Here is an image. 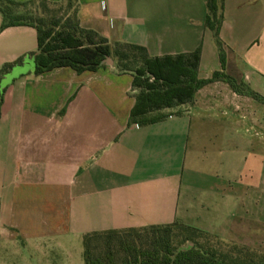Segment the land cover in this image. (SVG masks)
Here are the masks:
<instances>
[{"label":"crops","instance_id":"crops-1","mask_svg":"<svg viewBox=\"0 0 264 264\" xmlns=\"http://www.w3.org/2000/svg\"><path fill=\"white\" fill-rule=\"evenodd\" d=\"M78 6L81 26L111 44L139 45L151 57L201 48L198 78L222 71L206 25L208 0H78ZM221 16L225 72L264 98V0H222ZM2 23L0 13V29ZM37 51L36 29L0 30V69L22 60L2 81L0 264H72L64 243L92 232L178 222L244 242L251 226L257 236L264 231L260 219L237 216L244 197L221 174L222 157L254 143L250 129L264 138V116L254 111L264 108L261 101L215 82L174 108L178 113L130 126L138 94L132 74L106 64L97 72L58 68L37 75L30 56ZM204 137L213 150L200 144Z\"/></svg>","mask_w":264,"mask_h":264},{"label":"trees","instance_id":"trees-1","mask_svg":"<svg viewBox=\"0 0 264 264\" xmlns=\"http://www.w3.org/2000/svg\"><path fill=\"white\" fill-rule=\"evenodd\" d=\"M66 3L67 10L76 4L73 18L62 22L49 18L52 6ZM78 0H0L3 17L1 31L13 27H32L38 34L35 59L37 75L58 68H71L77 73L97 72L106 60L115 61L118 72L132 74L138 91L129 125L155 124L168 115L163 110L192 103L203 87L226 82L241 95L264 102L246 84L228 75L226 54L220 39L222 0H208L207 27L213 32L219 50L222 71L210 79H199L201 48L191 54L151 57L145 47L126 42L110 43L98 32L85 29L78 18ZM5 64L0 69V116L3 104V79L21 63ZM242 85V87H241ZM85 264H264V254L225 244L218 237L181 223L152 225L142 228L108 230L84 235Z\"/></svg>","mask_w":264,"mask_h":264},{"label":"rangeland","instance_id":"rangeland-1","mask_svg":"<svg viewBox=\"0 0 264 264\" xmlns=\"http://www.w3.org/2000/svg\"><path fill=\"white\" fill-rule=\"evenodd\" d=\"M51 8L52 11L47 14V16L61 21L62 24L65 20L73 18L76 13V4H74L69 10L66 8V3L52 6ZM111 60L113 62L112 65H115V61L112 58ZM30 66L31 63L26 61L24 69H29ZM18 71L19 69H16L15 74L18 73ZM237 81L239 84L241 83L240 80ZM3 86L4 84L2 87ZM262 104H264V102H262ZM262 106L263 105L257 106L254 110L255 112L257 111L256 116L261 120L262 116H264V108ZM173 113H178V109L163 110L160 112V114L163 115H170ZM257 132L258 129H250L249 133H247L252 141H254L249 149L245 147L244 151H236L234 155L229 154L222 157L223 169L221 174L229 177L228 179L231 180L233 188L236 189V191L240 190L239 192L244 197L245 205L241 206L238 210L237 216L251 220L260 219L264 226V138L261 134L257 135ZM258 140H260L261 143H258ZM200 144L208 148L209 151L214 149V147L211 146L209 139L206 137L200 141ZM216 148L217 150H221L218 148H222V146L219 145ZM254 227L255 226H251L252 235H247L248 240H245L244 242L222 241L225 244L244 246L257 253L264 254V231L261 230L259 236H257L253 234L258 233V230ZM240 234L245 235L246 233L240 232ZM66 246L68 251H70L71 256L69 259L72 264H85L84 236L77 237L75 235L73 240L69 241V244L64 243V248ZM29 259L39 262L40 257L33 256ZM60 259H63V257Z\"/></svg>","mask_w":264,"mask_h":264},{"label":"water","instance_id":"water-1","mask_svg":"<svg viewBox=\"0 0 264 264\" xmlns=\"http://www.w3.org/2000/svg\"><path fill=\"white\" fill-rule=\"evenodd\" d=\"M105 63H106L107 65H112V64H113L111 58H108V59L106 60ZM31 65H32V64H31Z\"/></svg>","mask_w":264,"mask_h":264}]
</instances>
